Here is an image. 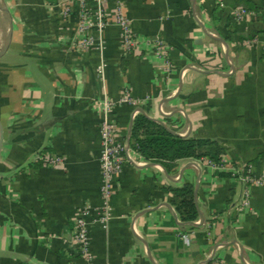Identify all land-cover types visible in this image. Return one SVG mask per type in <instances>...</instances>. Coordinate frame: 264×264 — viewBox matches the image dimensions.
I'll use <instances>...</instances> for the list:
<instances>
[{"label": "crops", "instance_id": "crops-1", "mask_svg": "<svg viewBox=\"0 0 264 264\" xmlns=\"http://www.w3.org/2000/svg\"><path fill=\"white\" fill-rule=\"evenodd\" d=\"M66 1L0 0V264H87L72 230L84 207L93 264H264V184L239 180L264 178V0H107L131 23L130 52L113 26L95 34L101 51L59 41ZM126 94L134 104L110 120L133 161L105 201L100 104ZM137 115L212 145L146 160L130 139ZM46 153L62 163L44 166ZM183 188L191 223L175 210Z\"/></svg>", "mask_w": 264, "mask_h": 264}, {"label": "built area", "instance_id": "built-area-1", "mask_svg": "<svg viewBox=\"0 0 264 264\" xmlns=\"http://www.w3.org/2000/svg\"><path fill=\"white\" fill-rule=\"evenodd\" d=\"M76 2V3H75ZM66 1L58 13L60 28L59 41L70 43L80 51L87 52L91 49L101 51L102 41L95 37L96 32L102 33L108 27H116L119 32L121 47L124 52H130L137 43L132 33L131 23L125 15L123 5L116 1L113 6L108 5L107 0H76ZM93 2V3H91ZM248 14L245 8H238L233 11V19L239 22ZM71 16H74V25L70 23ZM155 54L161 56L164 45L159 39L152 41ZM168 68V64L166 65ZM101 70V67H100ZM133 103L134 101L126 94L118 102L104 100L100 104L103 120L99 127V171L101 175L100 193L107 201L112 195L113 179L122 171L125 161H133L132 149L127 139L121 138L119 126L110 120V115L118 103ZM128 141V142H127ZM40 161L44 166L57 167L62 163V159L56 155L46 153L41 155ZM212 163V162H210ZM243 182H255L264 184L263 179H255L250 176L240 177ZM247 196L242 205H247ZM88 208H82L73 221V244L78 249L79 255L87 264H93L90 253L89 229L87 223Z\"/></svg>", "mask_w": 264, "mask_h": 264}, {"label": "trees", "instance_id": "trees-1", "mask_svg": "<svg viewBox=\"0 0 264 264\" xmlns=\"http://www.w3.org/2000/svg\"><path fill=\"white\" fill-rule=\"evenodd\" d=\"M54 3L55 0H47ZM130 139L136 151L146 160L159 163L166 167L180 159L199 158L206 156L201 152L204 147L212 145L208 140L192 137H181L166 129L163 125L137 115L131 125ZM175 193L180 199L175 210L182 222L191 223L198 218V209L190 189H179Z\"/></svg>", "mask_w": 264, "mask_h": 264}]
</instances>
